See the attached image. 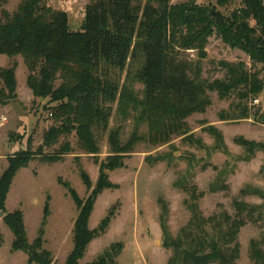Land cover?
Segmentation results:
<instances>
[{
    "label": "trees",
    "instance_id": "obj_1",
    "mask_svg": "<svg viewBox=\"0 0 264 264\" xmlns=\"http://www.w3.org/2000/svg\"><path fill=\"white\" fill-rule=\"evenodd\" d=\"M235 2L216 3L225 7ZM80 27L83 30L71 29L68 14L49 6L47 0H24L13 13L0 10V56L23 59L28 71L26 85L34 99L53 104L50 116L54 122L36 153L26 150L8 157L0 176L1 211L19 169L36 158L57 163L70 152L68 143L53 154L46 155L44 148L74 133L80 150L95 157L114 109L122 121H134L126 141L121 140L120 128L108 131L110 152L99 163L94 187L80 173L85 187L91 189L84 201L64 185L78 211L73 250L66 264H77L88 244L105 233L110 215L97 229L88 228L94 204L103 191L114 188L108 181L109 172L122 168L139 142L166 145L173 136L187 135L186 119L210 106L209 93L220 99L234 96L237 101L226 115L222 113L221 121L248 119V100H256L264 90L263 0H239L228 15L200 6L197 0H89ZM212 35L230 49L245 53L254 71L243 63L222 62V79H204L200 63L206 58L205 47ZM190 51L197 53L196 61L187 58ZM258 65L260 70H255ZM16 67L14 62L10 68L0 69L1 103L16 99ZM141 128L146 129L144 134L139 133ZM258 148L264 152V145ZM188 208L194 211L193 217L175 238L163 231L164 246L171 252L168 264H237L238 232L261 209L237 202L234 216L224 212L204 218L191 204ZM4 221L14 237V252L24 253L28 264H52L50 253L42 250L41 232L32 244L27 242L20 211L6 214ZM117 249L110 247L89 264H116ZM249 258L252 264H264V235L251 242Z\"/></svg>",
    "mask_w": 264,
    "mask_h": 264
},
{
    "label": "rangeland",
    "instance_id": "obj_2",
    "mask_svg": "<svg viewBox=\"0 0 264 264\" xmlns=\"http://www.w3.org/2000/svg\"><path fill=\"white\" fill-rule=\"evenodd\" d=\"M22 1L0 0V10L13 13ZM88 1L47 0V3L66 12L70 28L77 30ZM216 2L197 0L198 5L212 7L223 15L239 5V0L225 7ZM250 24L254 26L253 21ZM205 52L206 58L200 65L202 77L209 81L224 77L222 62L243 63L247 70H252L245 53L230 49L216 35L208 39ZM186 55L197 60L196 52ZM14 62L16 99L0 102V176L7 168L8 157L26 150L36 153L43 144L44 133L54 123L50 116L53 104L34 99L26 85L28 71L23 59L1 56L0 69L10 68ZM260 68L258 65L255 70ZM135 88L141 89L140 85ZM208 96L210 106L186 119L187 135L173 136L166 145L141 141L123 160L122 168L109 172L108 181L114 188L97 197L88 228L97 229L108 215L110 223L103 235L88 244L77 264L95 261L112 246L120 250L116 264H168L171 252L164 246L163 231L175 238L187 226L194 214L188 204L208 218L224 212L234 216L237 202L261 209V214L255 213L248 219L237 235V264H252L250 244L264 235V152L258 148L264 145V90L256 100H248V119L221 121L222 113L226 115L231 104L237 103L235 97L220 99L216 93ZM115 128H120L121 140L126 141L133 132L134 121H122L114 109L107 131L100 135L97 156L84 154L72 133L61 137L53 147L44 148L46 155L53 154L68 143L70 152L59 162L51 164L36 158L16 172L4 210H0V264H28L24 253L12 250L14 237L4 221L6 214L14 211L22 214L27 242L32 244L41 232L42 250L50 253L52 264H66L73 250V224L78 211L64 185L83 201L89 196L91 189L85 187L80 173L88 176L92 187L96 185L99 163L110 152L108 131ZM145 132V128L139 131ZM242 141L255 147L244 146Z\"/></svg>",
    "mask_w": 264,
    "mask_h": 264
},
{
    "label": "water",
    "instance_id": "obj_3",
    "mask_svg": "<svg viewBox=\"0 0 264 264\" xmlns=\"http://www.w3.org/2000/svg\"><path fill=\"white\" fill-rule=\"evenodd\" d=\"M80 30H83V27H80Z\"/></svg>",
    "mask_w": 264,
    "mask_h": 264
},
{
    "label": "crops",
    "instance_id": "obj_4",
    "mask_svg": "<svg viewBox=\"0 0 264 264\" xmlns=\"http://www.w3.org/2000/svg\"><path fill=\"white\" fill-rule=\"evenodd\" d=\"M1 57V56H0ZM0 68H2V67H0Z\"/></svg>",
    "mask_w": 264,
    "mask_h": 264
}]
</instances>
